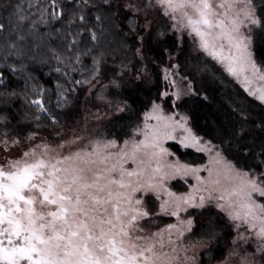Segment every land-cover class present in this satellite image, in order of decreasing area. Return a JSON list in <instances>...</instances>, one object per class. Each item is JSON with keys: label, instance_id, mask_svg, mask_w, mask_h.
Segmentation results:
<instances>
[{"label": "snow or ice", "instance_id": "snow-or-ice-1", "mask_svg": "<svg viewBox=\"0 0 264 264\" xmlns=\"http://www.w3.org/2000/svg\"><path fill=\"white\" fill-rule=\"evenodd\" d=\"M0 6L8 13L0 19V264H195V255L179 243L196 224L189 209L208 216L206 242L192 247L218 238L222 225L214 217L222 213L236 233L229 257L264 264V0H27V7L0 0ZM119 16L128 20L127 32L111 31ZM153 33L172 34L164 50L168 59H185L163 69L175 90L157 99L171 96L172 110L152 100L127 139L84 127L66 130L31 66L51 60L65 77L76 65L86 73L67 86L57 82L55 108L73 103L75 85H86L89 94L99 86L105 99L110 86L139 88L137 81L147 80L136 64ZM109 35L121 37L118 47ZM185 37L199 55L185 52ZM118 49L127 51L117 63ZM192 60L197 63L187 67ZM217 73L242 91L228 96L223 119L213 121L212 138L206 139L207 131L201 135L192 126L188 111L209 102L207 77L215 80ZM17 101L18 119L11 112ZM107 106L117 120L133 111L127 99ZM168 140L207 153V163L167 162L175 155L164 147ZM129 161L135 167L126 166ZM176 176L196 183L188 192H174L167 182ZM149 194L160 201L159 212L177 223L152 231L156 214L147 206ZM249 241L254 250L241 249V255L236 249L241 242L252 247Z\"/></svg>", "mask_w": 264, "mask_h": 264}, {"label": "trees", "instance_id": "trees-1", "mask_svg": "<svg viewBox=\"0 0 264 264\" xmlns=\"http://www.w3.org/2000/svg\"><path fill=\"white\" fill-rule=\"evenodd\" d=\"M15 2V0H13ZM24 7H27V0H20ZM7 11L3 10L2 6H0V19L5 18L7 16ZM131 19V16H129ZM105 29H109V25L107 22L104 24ZM128 29V20L124 19L123 16H119L115 22V25L111 29V31L115 33H119L121 31L127 32ZM128 39V43H134L130 37H126ZM109 41L111 42L113 47H118V42L121 37L118 35H109ZM138 46V42H135ZM172 41L170 42L167 37L157 38L155 33L150 37H146L145 40V58L141 60L138 64H136L137 69L147 75V80L144 82L137 81L140 84L139 88H134L131 85H128L126 82L122 84L120 88L112 92L111 98L116 99L117 102L127 99L129 104L131 105L133 111L131 113L125 112L121 113L119 116L123 117L122 119L112 118L107 124V133L114 134L118 138L129 137L132 133V128L136 123L141 121L143 114L145 111H148L151 106V101L156 100L160 102L162 96L157 99L158 93H162L166 90V83L163 80L162 76V67L168 62V54L164 50L166 48H170ZM124 51L117 50L114 55L116 57L117 63L124 59ZM185 52L191 53L192 56L199 55L198 53L191 51V42L186 40L185 44ZM128 56H131V53L128 52ZM203 58V57H201ZM139 57H137V60ZM178 63L182 65L185 64L184 56H181L179 60H176ZM85 63L90 65V59L86 60ZM133 63H136V60H133ZM197 61L192 60L187 67H191V64H195ZM59 65L56 64L55 61H49L46 65L35 64L32 65L30 70L35 77V82L39 87H43L49 91L51 95V110L58 114V119L61 124L64 125L66 122L72 120V116L74 114V107L68 106L66 108H55L56 104V84L57 82L62 83L63 74L57 73L55 68ZM2 67V65H0ZM62 67V66H61ZM78 70L74 71L73 75L74 80H81L86 75L85 72L80 71V65L75 66ZM72 72L70 69H67ZM180 73L183 76L185 74V67L180 69ZM5 75H10L5 70ZM217 79L212 80L211 76L207 77V91L210 95V100L207 104H194L191 107V110L188 111V114L192 118V126L200 131L201 135H205V131H207L208 135L205 136L206 139H211L212 132V124L216 119H223V114L226 112L227 105L226 100L229 95L233 98L236 97L237 91H242L239 85H237L231 77H227L225 74V78H220V73H217ZM200 75L196 77V86L200 87ZM16 84V78H12V86L14 87ZM76 89H81V87H87L86 85H75ZM72 98V96H71ZM171 99L168 98L165 100V107L168 110H172ZM187 100L188 105H192L193 101ZM3 107V106H0ZM21 107V102L17 101L11 108V112L16 114V118H19V109ZM187 110V105L181 109V111ZM16 121L13 120V124ZM47 125L49 122L44 121ZM214 143H218V141H213ZM169 149L172 153L175 154L181 161L185 163L192 164H202L205 162V157L191 149H184L180 145L176 143L168 144ZM231 158V157H230ZM176 188L180 187V184H174ZM215 208H213V212H216ZM221 218L218 219V222L222 225V227L217 229L218 238L211 241L210 249L203 253L202 255V264H216L218 262L223 261L232 247V240L235 235L234 229L229 227L230 222L227 220L223 214H220ZM196 221L200 223V236H203L204 230L207 228L208 216L205 214L204 217L200 216V212H196ZM202 222V226H201Z\"/></svg>", "mask_w": 264, "mask_h": 264}, {"label": "rangeland", "instance_id": "rangeland-1", "mask_svg": "<svg viewBox=\"0 0 264 264\" xmlns=\"http://www.w3.org/2000/svg\"><path fill=\"white\" fill-rule=\"evenodd\" d=\"M166 37L170 42L175 39V37L170 33L167 34ZM185 40H189L191 42L190 38H188V37H185ZM174 63H178L176 61V59H173L171 61L168 60V62L162 67L161 71H162L163 80H164V72H163L164 67H166V66L170 67V65L174 64ZM67 71L69 72V76L68 77L63 76V81H62V83H65V84H66V81L74 80V77H75L73 75L74 71H72V72H70L69 70H67ZM77 71L78 70H76L75 72H77ZM180 76H182L181 73H180ZM180 76H176L175 79L179 80ZM172 78L173 77H171V76L169 77V79H172ZM164 82L166 83V90L169 91V93H171L172 91L175 90V88L173 86H170L167 81L164 80ZM104 83L106 84L107 81H104ZM66 86H67V84H66ZM117 89L118 88L111 87V86L108 87L102 93V95L105 97V99L100 98L101 93L99 91V86L96 89H93L91 94H89L87 87H81V89H79V88L76 89V91L71 94L72 99H73V103L70 106L73 105V107H74L73 108L74 114L72 116L73 119L70 120L69 122L67 121L66 124L63 125L64 128L66 130L72 129V128H76L77 130H79L81 127H84L87 129L88 132L93 133V134L107 133V124L109 123V121L112 118H114V116L110 112V109L107 106V103H108V101H112L113 103H118L116 99L111 98L112 92L117 90ZM168 98H172V97L171 96H169V97H163L162 96L160 102H158V103L162 104V106L165 108L166 112L170 111L165 107V100H167ZM106 113H108V115H106ZM118 115H120V114H118ZM97 117H99V119H97ZM142 120H143V117H142L141 121ZM151 122L155 123L154 120ZM131 135H132V133H131ZM108 138H111V135ZM127 138L128 137H125L122 139H127ZM135 138L136 139H142V137H140L139 135H137ZM171 143H176L179 145L178 141L168 140V141L164 142V147L169 149L168 144H171ZM184 149H191V148H184ZM191 150L196 151L195 149H191ZM169 152L172 153V151L170 149H169ZM196 152H198V151H196ZM198 153L202 154L205 157V162L202 164H206L208 161V154L204 153V152H198ZM177 159H179V158L175 155H171V156L166 157L167 162H175ZM181 162L185 163L183 161H181ZM126 166L135 167V165H133L131 163V161H129ZM201 175L207 176V172L202 170ZM185 181H187V182H185ZM167 183H168V187L171 188L172 191L177 192V193H184V192L190 191L191 190L190 185H194L196 183V181L191 176H189V177L176 176V177L168 180ZM175 183L180 184V187L176 188L174 186ZM146 199H147V206L156 214L152 218H150V223L152 221H154V226L152 227V231H156L157 228H164L167 224L177 223L176 217L166 215V214L159 212L160 201L156 199L155 195L149 194V196ZM201 211H203V210L189 209V213L195 218V220H196V212H201ZM189 213L181 212V216L186 218ZM201 226H202V222H201ZM199 228H200V223H198L196 221V224L193 227L192 231L186 232L184 237H182L179 241V243L182 246H188V253L187 254L189 256L195 255V258H196L195 264H202L203 253L207 252L211 247V242L205 243V246L192 247V245L196 241H205L206 242V238L204 236H200ZM234 233H235V230H234ZM235 235H236V233H235ZM235 235H234V237H235ZM175 239H176L175 234H173V240H175ZM249 243L252 244V247H249L248 244L241 242L240 247L237 248L236 250L238 252H240L241 255H243V252L241 251V249H246L248 252L253 251L255 248V243L252 241H249ZM234 247L235 246L232 244V247L230 248L229 252ZM229 252L227 254V257L225 258L229 261V264H231L232 261H235V264H239V257H229ZM180 255L183 256L184 253L181 252ZM216 264H220V262H218Z\"/></svg>", "mask_w": 264, "mask_h": 264}]
</instances>
